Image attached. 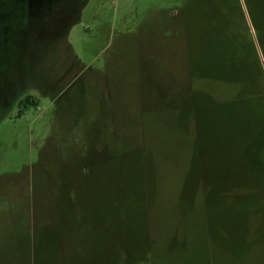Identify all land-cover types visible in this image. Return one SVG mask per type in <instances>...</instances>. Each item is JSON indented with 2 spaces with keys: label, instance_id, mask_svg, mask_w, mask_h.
<instances>
[{
  "label": "rangeland",
  "instance_id": "obj_1",
  "mask_svg": "<svg viewBox=\"0 0 264 264\" xmlns=\"http://www.w3.org/2000/svg\"><path fill=\"white\" fill-rule=\"evenodd\" d=\"M225 16L220 0H0V264H264V195L217 203L198 175L264 124V93L191 77L206 31L233 34ZM205 92L221 103L194 115Z\"/></svg>",
  "mask_w": 264,
  "mask_h": 264
},
{
  "label": "trees",
  "instance_id": "obj_2",
  "mask_svg": "<svg viewBox=\"0 0 264 264\" xmlns=\"http://www.w3.org/2000/svg\"><path fill=\"white\" fill-rule=\"evenodd\" d=\"M220 2L226 15L225 22L234 24L229 28L234 27L231 33L235 38L232 40L233 34L226 35L224 30L216 29L217 38L211 41L214 34L207 30L210 41L204 44L201 52L192 54L191 77L210 81L214 85H238L243 91L247 92L246 90L250 89L251 94L261 97L264 93L261 89V85H264V70L258 51H261L264 57V0H220ZM253 30L260 45L259 50L253 37ZM198 53L199 57H197ZM205 93L207 97L194 101L193 107L189 109L194 115L201 109L207 108L209 111L208 107L221 103L213 101L209 92ZM34 103L35 101L30 97L20 101V104L24 105ZM252 134L254 136H251L250 132L247 147L245 145L238 148L243 142L238 140L242 136L237 135L233 143L234 148L226 153L216 152L215 156L209 159L214 161H211L212 164L207 171L199 167L201 171L199 170L198 175L201 179L209 175L213 178L211 187L213 190L219 189L221 193L211 192L212 195L220 197L224 192L222 198H225L228 190L240 189L241 186L252 187L254 197L259 194L264 195V152H262L264 124ZM217 196L214 199H217L218 203L220 198ZM256 202L260 204L257 199ZM242 203L246 210L249 209V205L255 207V202L243 200L236 203V208ZM227 211L229 213L230 210ZM225 231L228 232L227 229Z\"/></svg>",
  "mask_w": 264,
  "mask_h": 264
},
{
  "label": "flooded vegetation",
  "instance_id": "obj_3",
  "mask_svg": "<svg viewBox=\"0 0 264 264\" xmlns=\"http://www.w3.org/2000/svg\"><path fill=\"white\" fill-rule=\"evenodd\" d=\"M79 2H80V0H79Z\"/></svg>",
  "mask_w": 264,
  "mask_h": 264
}]
</instances>
